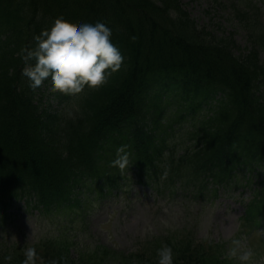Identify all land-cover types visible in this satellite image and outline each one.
<instances>
[{
	"label": "trees",
	"instance_id": "trees-1",
	"mask_svg": "<svg viewBox=\"0 0 264 264\" xmlns=\"http://www.w3.org/2000/svg\"><path fill=\"white\" fill-rule=\"evenodd\" d=\"M188 5L0 0V225L22 200L58 228L33 245L13 240L0 264H23L31 246L38 264H158L165 244L175 264H239L228 243L172 234L157 235L137 254L91 250L81 239L88 216L135 185L192 201L249 189L241 232L260 234L264 247V24L248 23L242 46L234 33H216L218 24H199ZM59 18L102 20L113 29L125 60L102 86L75 94L53 91L50 81L29 88L21 49L35 46L33 36ZM121 144L132 149L125 169L110 164Z\"/></svg>",
	"mask_w": 264,
	"mask_h": 264
},
{
	"label": "rangeland",
	"instance_id": "rangeland-1",
	"mask_svg": "<svg viewBox=\"0 0 264 264\" xmlns=\"http://www.w3.org/2000/svg\"><path fill=\"white\" fill-rule=\"evenodd\" d=\"M182 1L189 3L187 10L201 25L223 24L227 31L235 32V38L241 44L245 42L244 32L230 26L227 20L230 10L226 9L225 5H229L233 0ZM254 3L259 4L261 1L255 0ZM132 192L133 195L126 199L117 198L106 207L99 205L89 216L90 230L86 234L82 233L81 239L84 241L86 238H93L94 245L107 244L119 248L124 254H137L148 246L151 248L150 241H155L158 233L179 236L193 234L196 242H232L238 232L239 218L244 213V206L239 202H242L244 197L250 198L251 195L250 191L246 190L244 195L240 196H237V192L236 198L222 194L213 204L210 201L189 204L180 198L173 202L165 199L155 200L150 196V190L143 195L140 187H133ZM18 213L21 217L13 221L16 225L9 224L8 230L12 233L3 235L0 230V252L12 245L10 239L15 233L12 230H16L20 240L25 238L26 241L34 242L58 232V228L45 219L38 221L31 215L27 219L23 218L25 213L22 210ZM254 240L250 244L255 253L253 251L252 260L246 264H264V256L261 254L263 249L258 247V239ZM246 242L242 241V245L250 249Z\"/></svg>",
	"mask_w": 264,
	"mask_h": 264
},
{
	"label": "clouds",
	"instance_id": "clouds-1",
	"mask_svg": "<svg viewBox=\"0 0 264 264\" xmlns=\"http://www.w3.org/2000/svg\"><path fill=\"white\" fill-rule=\"evenodd\" d=\"M112 34L113 29L102 20L73 25L59 18L50 30L45 28L33 36L35 46L21 49L25 61L22 75L29 88L35 92L50 81L53 91L75 94L86 87L102 86L125 60L121 49L112 41ZM131 156V145L121 144L110 164L125 169L131 164ZM229 252L245 264L254 255L242 245L240 238L233 239ZM157 256L158 264H175V252L169 244L158 248ZM24 257L23 264H38L40 259L35 246L25 249ZM50 264L57 262L53 260Z\"/></svg>",
	"mask_w": 264,
	"mask_h": 264
}]
</instances>
